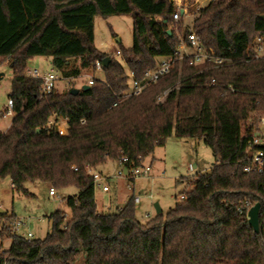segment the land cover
<instances>
[{"label":"trees","instance_id":"1","mask_svg":"<svg viewBox=\"0 0 264 264\" xmlns=\"http://www.w3.org/2000/svg\"><path fill=\"white\" fill-rule=\"evenodd\" d=\"M172 11L171 0H0V59L12 73L13 115L0 134V181L9 179L24 196H32L25 184L35 182L77 191L62 200L68 218L60 208L48 216L43 239L25 240L2 226L9 246L0 264H264V173L243 172L251 134L244 123L251 113L264 114V56L250 49L256 38L264 45V0H209L196 11L192 32L230 65L199 73L182 63L125 97L128 71L141 81L157 58L172 55L177 39L166 34ZM123 15L132 20V46L119 51L122 63L94 47L92 22ZM39 56L65 79L94 71L106 57L109 63L103 80L75 95L40 97V81L23 74ZM206 77L214 86L203 85ZM53 117L66 121V135L46 128ZM170 137L198 139L213 158L207 173H195L184 199L143 223L131 197L115 213H98L84 166L124 157L127 170L138 167ZM255 204L257 233L247 224Z\"/></svg>","mask_w":264,"mask_h":264},{"label":"rangeland","instance_id":"2","mask_svg":"<svg viewBox=\"0 0 264 264\" xmlns=\"http://www.w3.org/2000/svg\"><path fill=\"white\" fill-rule=\"evenodd\" d=\"M187 4L188 15L184 16L181 26L178 27L182 35L184 29H190L191 23L197 16L196 11L204 7L209 0H181ZM193 8H190V7ZM159 20V19H157ZM94 47L107 56L114 57L116 51L129 49L132 46V20L130 16H108L102 18L96 16L92 22ZM171 28V22L168 30ZM185 37V36H184ZM117 40L119 42H117ZM264 49V46H263ZM264 56V50L261 53ZM6 61L0 59V72L3 77L0 80V134H4L10 126L13 115H6L7 96L10 90L11 70L5 65ZM26 70H36L39 75L52 73L58 77L56 91L58 93L71 89L79 90L86 84L89 77L95 80H103V71L83 70L79 77L65 79L51 66L48 57L39 56L26 63ZM25 70V71H26ZM25 71L23 74L25 75ZM26 76V75H25ZM264 114L254 112L244 123L255 129ZM242 126V128H244ZM144 165L150 164V171L147 176L136 177L130 180L117 176L119 165L114 160H108L98 171L104 175L113 176L108 180L110 192L101 194L94 188V200L98 213H115L123 207L125 201L131 196L139 197L140 203L134 205L136 219L143 223L155 215L154 204H157L165 215L168 209L179 203V196L192 189V182L195 173H207L213 163L210 150L198 139H176L170 137L165 141L164 146L156 147L153 153L142 162ZM195 165V168H192ZM191 168V171L189 170ZM50 186L43 183H26L25 188L32 196H24L13 192L9 179L0 181V210L5 214L13 215V219L8 222L0 220V253L9 246V240L2 235V226L20 222L17 233L26 236L30 234L32 239H43L51 230L48 216L57 209H62L69 217V210L62 200L76 192L74 188L56 191L55 196L48 195ZM103 206H105L103 208ZM106 208V209H105ZM148 215V216H147ZM11 229V227H10ZM11 231V230H10ZM12 232V231H11ZM16 231H13V233Z\"/></svg>","mask_w":264,"mask_h":264},{"label":"built area","instance_id":"3","mask_svg":"<svg viewBox=\"0 0 264 264\" xmlns=\"http://www.w3.org/2000/svg\"><path fill=\"white\" fill-rule=\"evenodd\" d=\"M171 4L173 11L171 28H169V31L176 36V47L169 58H157L156 66L146 70L141 81L134 80L132 72L128 71L129 90L125 97L140 95L143 89L151 87L160 77L178 70L182 63H186L190 67H200V73L210 69H220L226 67L233 61L230 58L216 56L214 51L211 49H205L201 43V40L192 32L191 28L188 29V32L184 37L180 32L178 23L180 22V19L188 15L189 7L186 3H184V1L181 2V0H171ZM263 46L264 45L260 38H256L253 41L250 49L252 50L253 56L255 58L261 56V53L264 50ZM115 56L120 58L121 62L123 63V59L119 51H116ZM95 70L102 71V64L99 61L95 62ZM25 75L27 77L36 78L40 81V97L56 91L58 82V77L56 75L52 73L39 75L36 70H26ZM94 81L96 80L93 77H89L86 84L84 85H92ZM202 83L204 86L209 87L214 86L215 81L213 78L206 77L202 80ZM228 89H230V87H228ZM165 94L166 92H163L160 96H158L157 99L159 100ZM6 115H12V101L10 99L7 100ZM258 124V127L251 129L250 139L248 140L247 149L245 151L246 157L243 172L246 174L264 173V116L259 119ZM46 128L49 130H54L59 136H64L67 134L66 121L62 119L55 117L49 119L46 123ZM116 162L119 165L117 176L125 177L130 180L140 176H147L150 171L149 165H144L143 163L138 167H130L127 170L124 167V163L126 162V158L124 157L116 160ZM71 168L76 171L74 166ZM84 169L87 176L91 178L93 186H98L101 181H106V179L102 177L94 167L85 165ZM189 170L191 171V168H189ZM106 190L107 187L102 186V191ZM48 195L52 197L55 196V190L49 187ZM183 199L184 195L181 194L179 196V200L182 201ZM137 202H139V197H134L133 203ZM20 224V222L14 221L10 226L11 231H16L14 234L25 240H31L32 236L30 234L24 236L23 234L17 233V228Z\"/></svg>","mask_w":264,"mask_h":264},{"label":"water","instance_id":"4","mask_svg":"<svg viewBox=\"0 0 264 264\" xmlns=\"http://www.w3.org/2000/svg\"><path fill=\"white\" fill-rule=\"evenodd\" d=\"M167 35H171L170 31L167 30L166 31ZM109 63V58L106 57L102 60V67H107V64ZM3 77V73L0 72V80ZM87 88V86H82V90H85ZM79 91L77 89H71L70 93L75 95L77 94ZM125 171V170H124ZM154 211H155V215L157 214H161V210L159 208V206L157 204H154ZM258 211H259V205L255 204L253 205L248 211H247V224L248 226L253 230L254 233L258 232ZM5 215L4 211L0 210V216Z\"/></svg>","mask_w":264,"mask_h":264},{"label":"crops","instance_id":"5","mask_svg":"<svg viewBox=\"0 0 264 264\" xmlns=\"http://www.w3.org/2000/svg\"><path fill=\"white\" fill-rule=\"evenodd\" d=\"M32 59H34V58H32ZM31 60V59H30ZM50 60V59H49ZM9 129V127L7 128V130ZM7 130H6V132H7ZM115 162V161H114ZM117 163V162H116ZM149 166H150V164H148ZM102 166V165H101ZM101 166H99V167H97V168H95V170L102 176V177H104L105 179H106V181H101L99 184H98V186H94V188H96L101 194H107V193H109L110 192V187H109V185H108V180H110V178L111 177H113V176H107V175H104L101 171H98V169L101 167ZM192 168L194 169L195 168V165H192ZM11 184V183H10ZM102 186H106L107 187V190L106 191H102ZM12 187V186H11ZM76 194H77V191L73 194V195H70V196H68V197H73V196H76ZM131 198L133 199L134 197L133 196H131ZM65 200V199H64ZM127 201H125V203H126ZM140 203V198H139V202H137V203H134V205H137V204H139ZM105 206H103V208H104ZM96 209H97V206H96ZM106 209V208H105ZM161 210V209H160ZM97 212H99L98 211V209H97ZM161 212H162V210H161ZM148 216V215H147Z\"/></svg>","mask_w":264,"mask_h":264}]
</instances>
